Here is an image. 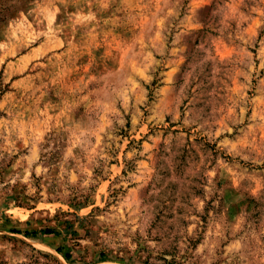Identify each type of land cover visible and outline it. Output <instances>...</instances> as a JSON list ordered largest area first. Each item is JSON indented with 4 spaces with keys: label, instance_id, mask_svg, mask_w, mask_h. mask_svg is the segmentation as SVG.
Returning <instances> with one entry per match:
<instances>
[{
    "label": "rangeland",
    "instance_id": "rangeland-1",
    "mask_svg": "<svg viewBox=\"0 0 264 264\" xmlns=\"http://www.w3.org/2000/svg\"><path fill=\"white\" fill-rule=\"evenodd\" d=\"M0 264H264V0H0Z\"/></svg>",
    "mask_w": 264,
    "mask_h": 264
},
{
    "label": "trees",
    "instance_id": "trees-1",
    "mask_svg": "<svg viewBox=\"0 0 264 264\" xmlns=\"http://www.w3.org/2000/svg\"><path fill=\"white\" fill-rule=\"evenodd\" d=\"M13 232L20 233L21 231H20V230H17V229H13ZM24 233L27 234V235H31V236H35V235H37L38 233L45 234V235L57 234L53 229L48 228V227L43 228V229H39V230H37V229H32V230H30V231L25 230ZM56 250H57L58 252H61V251H62V250H61V247H59V246L56 248ZM101 255H102V254H101ZM64 257H65L66 259H70V255H69V253H68V252H65V253H64Z\"/></svg>",
    "mask_w": 264,
    "mask_h": 264
}]
</instances>
